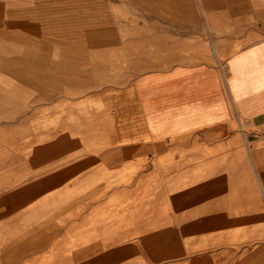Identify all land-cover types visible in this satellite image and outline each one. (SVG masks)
<instances>
[{
  "label": "crops",
  "instance_id": "0c3cea01",
  "mask_svg": "<svg viewBox=\"0 0 264 264\" xmlns=\"http://www.w3.org/2000/svg\"><path fill=\"white\" fill-rule=\"evenodd\" d=\"M5 1L10 6L0 5V144L21 143L32 152L41 145L43 173L37 176L50 186L32 201L0 202L1 229L26 227L34 234L35 226L97 227L76 234V241L91 243L84 260L75 245L72 264H264V219H251L250 243L243 246L241 235L231 241L222 233L221 217H180V209L197 208L170 201L169 189L178 187L168 181L172 167L161 164L165 141L212 132L222 145L240 130L252 172L238 175L235 169V177L254 185L239 186V194L249 195L251 208L259 210L264 0ZM53 129L95 132L85 142L70 134L76 143L66 144L61 132L47 141ZM86 146L96 159L85 157ZM136 146L150 151L139 159L147 166L133 176L138 185L103 186L107 178L131 171L100 168L98 157L109 161ZM29 156L25 170L17 166L15 177L26 180L17 194L25 188L34 193V153ZM62 209L75 211L70 221L55 216ZM215 209L226 205L219 201ZM164 226L218 228L188 229L180 236L177 229L159 228ZM66 254L58 255L64 264Z\"/></svg>",
  "mask_w": 264,
  "mask_h": 264
},
{
  "label": "rangeland",
  "instance_id": "374dc122",
  "mask_svg": "<svg viewBox=\"0 0 264 264\" xmlns=\"http://www.w3.org/2000/svg\"><path fill=\"white\" fill-rule=\"evenodd\" d=\"M2 9H6L10 6L9 1L2 0L0 2ZM132 15L134 10H131ZM9 133L10 131H4ZM36 134L42 133V130H36ZM64 133V139L67 143H76L74 139L71 138H83L85 142L92 133L95 131L91 130H66L59 131L57 129L50 130L51 135L48 137L47 141L52 140L57 134ZM98 136H102V131H97ZM71 134V136H70ZM210 132H201L198 134L186 135L180 138L172 139L171 141H165L162 148V166L172 167L171 174H167L168 181L173 180V186L178 188H173L168 192L170 195L168 198L170 201L174 202L180 201L193 202L195 208L191 210L180 209L179 216H194L195 218L202 217H221L225 219L226 224L221 227L222 233L227 235V239L233 241L234 235H241L243 246L250 243L251 219L258 217L259 219H264V202L261 194L259 195V201L257 207L259 210L252 209L250 205V200L246 199L249 195L239 194L241 189L239 186H250L254 185L250 178L241 179L235 177V169L238 170V175L250 174L252 168L249 161V148L246 146V135L240 130L237 133L228 134V139L226 144L219 145L218 135H213ZM217 136V137H216ZM86 139V140H85ZM54 141V140H52ZM40 142V143H39ZM39 144L43 142V139H39ZM91 147H85V157L88 160L96 159L97 157L92 155ZM113 149V148H112ZM139 147H132L131 153L120 152V157L112 156L109 161L102 160L103 157L100 155L96 164L99 163V167L105 170L112 169H125L130 170L123 175L127 174L125 178L123 177H112L107 178L105 185L109 187L118 186H137L140 179L133 176L139 174L140 169L146 168V162H139L144 153H149L146 150H135ZM25 144H19L18 146H10L9 144H0V202H8L10 206L12 203L26 202L31 199H38L44 196L43 188L50 186V182L44 184L42 182L43 177L37 176L43 173V147L36 145L35 152L30 151ZM111 150V149H110ZM154 151V152H153ZM152 153H155L153 150ZM31 152V154L29 153ZM114 152V151H113ZM117 152V151H115ZM34 153V170H35V181H34V193L26 194V188L22 190V193L17 194L22 188L23 183L26 185V180L20 182L16 178V170L26 169L27 161L31 158ZM48 154V152H47ZM102 154V153H101ZM235 155L243 156L247 158L246 162H237L234 160ZM240 165L242 166L240 168ZM250 166V168H249ZM49 167V165H47ZM53 170V169H52ZM241 173V174H240ZM129 174L132 175L129 178ZM170 176V177H169ZM108 181V182H107ZM167 181V179H163ZM254 183L257 187L259 184L254 178ZM20 185V187H18ZM51 185H54L51 183ZM86 184L83 183V186ZM242 186V187H243ZM244 188V187H243ZM260 188V187H258ZM53 191V190H52ZM245 191V189H244ZM52 196V195H51ZM59 195H57L58 197ZM90 196V195H89ZM104 196V195H102ZM171 196V197H170ZM177 197L178 199H176ZM211 201V202H209ZM221 201L225 203L226 210L215 209L218 206V202ZM242 205V208L240 206ZM214 206V209H208ZM212 208V207H211ZM173 211V210H172ZM6 211H4V214ZM74 210L62 209L58 215L55 216L61 218L64 222L70 221L73 217ZM174 212V211H173ZM190 215H189V214ZM193 214V215H192ZM72 215V216H71ZM263 222L262 220H259ZM256 229L259 228L261 231L262 226H255ZM4 228V229H3ZM1 229L0 226V264H64V259H60L58 255L61 253H67L66 264H72L74 262V249L75 245H78V252L82 255V260L85 258L86 251L90 249L89 244L91 242L85 241V237L82 241H76V238H80L79 234H88L92 230H96L97 227L93 226H75V225H45V226H35L34 234H29L26 227H16L13 231L8 232L7 230L11 227L6 226ZM143 231L149 230L154 227H140ZM164 229H177L178 233L183 234L189 231L188 229L194 230L193 232H210L211 229L218 228L217 226H178L170 227L164 226L159 227ZM22 230V231H21ZM209 230V231H208ZM163 232H167L163 231ZM169 232V231H168ZM10 233V234H8ZM3 234L4 236H1ZM77 234V235H76ZM3 237V238H2ZM230 243V242H228ZM71 256V257H69ZM80 259V258H79Z\"/></svg>",
  "mask_w": 264,
  "mask_h": 264
},
{
  "label": "bare ground",
  "instance_id": "6f19581e",
  "mask_svg": "<svg viewBox=\"0 0 264 264\" xmlns=\"http://www.w3.org/2000/svg\"><path fill=\"white\" fill-rule=\"evenodd\" d=\"M29 48H30V47H29ZM218 52H219V49H218ZM220 52H221V51H220ZM220 52H219V53H220ZM153 54H154V53H153ZM151 58H152V57H151ZM216 59H217V58H216ZM153 65H154V64H153ZM246 141H247V140H246ZM246 146L249 148L248 141H247V143H246ZM249 149H250V148H249ZM253 168H254V167H253ZM260 180H261V179H260ZM260 180H259V181H260ZM260 184H261V183H260Z\"/></svg>",
  "mask_w": 264,
  "mask_h": 264
}]
</instances>
